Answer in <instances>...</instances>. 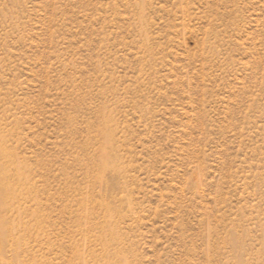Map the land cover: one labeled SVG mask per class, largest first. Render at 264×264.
I'll use <instances>...</instances> for the list:
<instances>
[{"label":"rangeland","instance_id":"374dc122","mask_svg":"<svg viewBox=\"0 0 264 264\" xmlns=\"http://www.w3.org/2000/svg\"><path fill=\"white\" fill-rule=\"evenodd\" d=\"M0 181V264H264V0H0Z\"/></svg>","mask_w":264,"mask_h":264},{"label":"bare ground","instance_id":"6f19581e","mask_svg":"<svg viewBox=\"0 0 264 264\" xmlns=\"http://www.w3.org/2000/svg\"><path fill=\"white\" fill-rule=\"evenodd\" d=\"M14 196H15L14 192L6 189V187H4L2 181H0V216L1 217H2V214L8 208L9 203L14 204V202L15 203L17 202L18 198L14 197ZM4 226H6V225H4ZM21 227H23V225H21ZM10 236H11V234H10L9 228H5V227L0 228V238L2 241H8Z\"/></svg>","mask_w":264,"mask_h":264}]
</instances>
